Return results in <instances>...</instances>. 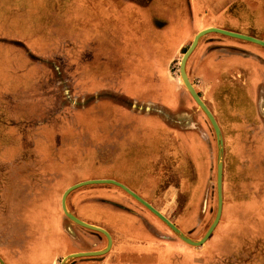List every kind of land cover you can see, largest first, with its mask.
I'll return each instance as SVG.
<instances>
[{"label": "rangeland", "instance_id": "1", "mask_svg": "<svg viewBox=\"0 0 264 264\" xmlns=\"http://www.w3.org/2000/svg\"><path fill=\"white\" fill-rule=\"evenodd\" d=\"M210 27L264 41V0H0L3 264H55L93 247L100 234L73 223L76 239L63 231L60 196L86 180L119 182L113 175L187 238L204 235L216 212L217 146L178 63ZM228 60L236 67L223 69ZM213 61L207 81L200 66ZM185 73L222 141L221 213L209 240L183 243L113 185L71 191L66 209L108 221L122 220L107 211L125 210L120 230L90 222L112 235L121 264H264V48L208 33ZM133 133L144 139L139 181Z\"/></svg>", "mask_w": 264, "mask_h": 264}, {"label": "water", "instance_id": "2", "mask_svg": "<svg viewBox=\"0 0 264 264\" xmlns=\"http://www.w3.org/2000/svg\"><path fill=\"white\" fill-rule=\"evenodd\" d=\"M208 33H216V34L224 35V36H227L230 38L239 39L242 41H246V42L258 45V46L263 47V48H264V41L250 37V36L229 32V31H225V30H222L219 28H214V27L202 29L193 35L192 40L190 41L185 52L181 55L179 63H178V75H179V79H180L183 87L185 88V90L187 91V93L189 94V96L191 97L193 102L196 104L198 109L203 113V115L205 116V118L209 122V124L213 130L214 136H215V141H216V146H217L216 174H215L216 212H215V216H214L212 223L210 224V226L208 227V229L206 230L204 235L199 240L194 241V240L187 238L185 235H183L159 211H157L149 203L144 201L142 198H140L138 195H136L134 192L129 190L126 186L122 185L121 183L116 182V181L111 180V179H94V180H86V181L78 182V183H75V184L67 187L62 192V194L60 196V202L59 203H60L61 212L70 221L69 224H67L63 227V231L70 238L76 239V234L74 233V231L72 229V225H71V223H73L79 227H82L84 229H87V230H90V231H93V232H96V233L103 235L106 239V246L103 249L98 250V251L78 252V253L68 254V255L64 256L58 263H55V264H68L69 262H71L73 259H76V258L97 257L100 255H103L104 253H106L108 251V249L111 245V239H110V237L106 231H104L103 229H101L99 227H96V226L87 224L83 221H80L79 219H77L76 217L71 215L66 209V206H65L66 196L71 191H73L79 187L86 186V185L108 184V185H113V186L119 188L120 190L125 192L128 196H130L133 200H135L137 203H139L145 209H147L157 219H159L175 235V237H177L180 241H182L183 243H185L189 246H192V247L201 246L205 242V240L209 237V235L211 234L213 229L215 228V226L219 220V217H220L221 204H222V201H221V174H222L221 143H222V141H221L220 131H219V128L217 126V123L215 122L210 111L203 104V102L201 101V99L199 98V96L197 95V93L195 92V90L193 89L191 84L189 83L187 76H186V73H185V63H186L188 56L190 55V53L195 48L198 40ZM0 264H3L1 259H0Z\"/></svg>", "mask_w": 264, "mask_h": 264}, {"label": "crops", "instance_id": "3", "mask_svg": "<svg viewBox=\"0 0 264 264\" xmlns=\"http://www.w3.org/2000/svg\"><path fill=\"white\" fill-rule=\"evenodd\" d=\"M211 58V59H210ZM209 59L210 60H214L215 59V57L214 58H212V57H210ZM210 60H207V61H210ZM217 61V60H216ZM227 62H229L230 64H232V60H228V61H225L224 63H223V66L224 65H226L227 64ZM212 63V64H211ZM146 68V67H145ZM217 68V66H216V64L214 63V61L213 62H206V63H204V64H202L201 66H200V69H205V76H204V78H206V80L207 81H210V80H212V77L214 76L213 75V73H214V71H213V69H216ZM144 69V68H143ZM143 139V138H142ZM144 140V139H143ZM140 147H143V146H140ZM138 150H142V148H138ZM189 150L193 153V150H196L195 149V147H190L189 148ZM194 154V153H193ZM136 159H138V160H136V162L137 163H139V166H137V169H136V173H135V177L134 178H136L138 181H139V179L137 178V175H139V170H140V164H141V167H143V165L146 163V158L145 157H139V158H136ZM89 165H90V163H88ZM111 177V176H110ZM113 178L114 177H118V178H116L117 179V181H119V183H121L122 185H127L126 184V181L125 180H123L122 178H120V176L119 175H113L112 176ZM132 177V178H133ZM139 186V183H134L131 187H129L130 189H132L133 191H135V187H138ZM41 208V207H40ZM91 208H94V207H89L88 209H91ZM96 209V208H95ZM118 212H120V211H118ZM118 212H112V211H107V213L108 214H111V216H113V218H116V219H118V220H122V221H108V220H106L105 218H104V216H98V215H94V216H92V215H89V213H87V211L85 212L84 211V213L83 214H81L80 215V217H79V220L80 221H83V222H85V223H87V224H90V225H93V224H91L90 222H92V220H102V221H104V227L106 228V229H108L107 227H112V223H115L116 224V228H118L119 230L123 227L124 228V224L122 223L124 220H126V218H124V216L123 215H118ZM122 212V211H121ZM120 212V213H121ZM124 213V212H123ZM118 215V216H117ZM83 217V218H82ZM131 220V219H130ZM217 225V224H216ZM93 226H95V225H93ZM97 227V226H96ZM216 227V226H215ZM100 228V227H99ZM105 228H102L101 227V229H103L104 231H106L105 230ZM215 229V228H214ZM214 229H213V231L211 232V234L209 235V237L205 240V242L204 243H206L208 240H209V238H210V236L214 233ZM107 232V231H106ZM74 233H75V231H74ZM94 233H96V232H94ZM108 233V232H107ZM99 234V233H98ZM101 235V234H100ZM99 235V236H100ZM108 235H109V237H110V239H111V245H110V247H109V249H108V251L104 254V255H101V256H97V257H86V258H76V259H73L72 261H71V263L70 264H121V262H123V260L122 259H115V256L114 255H112V252H113V241H114V239L112 238V235L110 234V233H108ZM98 237H96L95 238V242H93V243H91L92 245H90V246H93V247H84V248H75L73 251H69V254H71V253H78V252H91V251H98V250H101V249H103L105 246H106V239H105V237L103 236V235H101V239L100 240H96ZM56 239H55V237H53V241H55ZM44 243L46 242V240L44 239V240H42ZM41 243V244H40ZM39 243V245H40V248H41V250H44V252H45V247H44V243H42V242H40ZM65 249L67 250L68 249V247H65ZM64 249V250H65ZM68 254V253H67ZM63 256V255H62ZM64 256H66V255H64ZM63 257H61V259H62ZM81 260V261H80Z\"/></svg>", "mask_w": 264, "mask_h": 264}, {"label": "flooded vegetation", "instance_id": "4", "mask_svg": "<svg viewBox=\"0 0 264 264\" xmlns=\"http://www.w3.org/2000/svg\"><path fill=\"white\" fill-rule=\"evenodd\" d=\"M235 68L236 67V64L235 63H233L232 62V64H230L229 62H227V64L226 65H224L223 66V69H231V68ZM130 140H132V139H135V140H137V141H135V145H137V149L138 148H142V147H140V146H142L141 144H142V142H143V139H142V137L140 136H138V135H134V133L133 134H131V138H129ZM129 141V140H128ZM190 147H194V145H189ZM136 153L134 154V156H137L136 158H139V157H144V155L143 154H145V153H143V152H141L140 150H136L135 151ZM120 210H122V212H124L125 210H123L122 208L120 209ZM125 213V212H124Z\"/></svg>", "mask_w": 264, "mask_h": 264}]
</instances>
